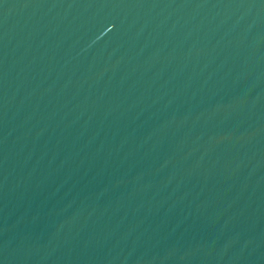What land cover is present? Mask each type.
Masks as SVG:
<instances>
[{"label": "water", "instance_id": "water-1", "mask_svg": "<svg viewBox=\"0 0 264 264\" xmlns=\"http://www.w3.org/2000/svg\"><path fill=\"white\" fill-rule=\"evenodd\" d=\"M0 264H264V0H0Z\"/></svg>", "mask_w": 264, "mask_h": 264}]
</instances>
